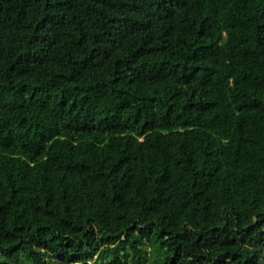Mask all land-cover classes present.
<instances>
[{
  "label": "trees",
  "instance_id": "1",
  "mask_svg": "<svg viewBox=\"0 0 264 264\" xmlns=\"http://www.w3.org/2000/svg\"><path fill=\"white\" fill-rule=\"evenodd\" d=\"M0 264H264V0H0Z\"/></svg>",
  "mask_w": 264,
  "mask_h": 264
}]
</instances>
